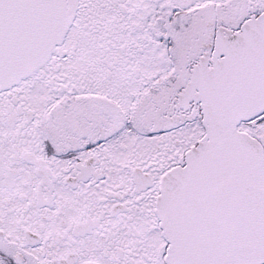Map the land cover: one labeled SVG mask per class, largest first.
<instances>
[{"label": "flooded vegetation", "instance_id": "flooded-vegetation-1", "mask_svg": "<svg viewBox=\"0 0 264 264\" xmlns=\"http://www.w3.org/2000/svg\"><path fill=\"white\" fill-rule=\"evenodd\" d=\"M74 1L59 50L0 92V264H168L160 178L264 0ZM240 128L264 149V115Z\"/></svg>", "mask_w": 264, "mask_h": 264}, {"label": "water", "instance_id": "water-1", "mask_svg": "<svg viewBox=\"0 0 264 264\" xmlns=\"http://www.w3.org/2000/svg\"><path fill=\"white\" fill-rule=\"evenodd\" d=\"M72 16L63 0H0V90L46 62ZM259 22L264 38V16ZM240 62L233 100L228 88L218 94L206 136L160 181L157 214L172 264L264 263V152L235 130L264 110V76L253 64L264 66V54Z\"/></svg>", "mask_w": 264, "mask_h": 264}]
</instances>
